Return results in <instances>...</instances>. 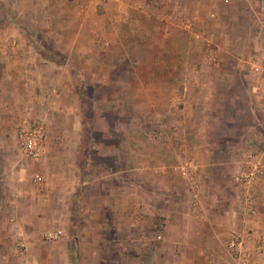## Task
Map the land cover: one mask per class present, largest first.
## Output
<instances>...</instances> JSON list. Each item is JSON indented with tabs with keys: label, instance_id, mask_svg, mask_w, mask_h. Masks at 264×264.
I'll list each match as a JSON object with an SVG mask.
<instances>
[{
	"label": "crops",
	"instance_id": "1",
	"mask_svg": "<svg viewBox=\"0 0 264 264\" xmlns=\"http://www.w3.org/2000/svg\"><path fill=\"white\" fill-rule=\"evenodd\" d=\"M245 1L253 3L255 0ZM205 2L36 0L40 23L49 28L59 52L57 58L50 61L57 79L59 94L56 97L64 94L66 88L72 91L73 100H76L75 94L79 95L75 84L66 80L72 74L82 76L66 63H99L107 68L108 73L103 76L105 82L130 81V85L125 82L116 91L115 99L119 98L116 108L123 109L130 95L135 100L132 109L146 112L145 129L131 142L130 161L124 165L122 156L116 154L117 166L107 174L115 181L114 197L103 199L98 205V210L105 213L102 218L104 240L109 244L113 239L121 245V249L111 253V258L116 260L131 257V264H237L228 250L220 249V244L230 228L242 229L233 175L246 152L239 155L233 145L226 146L225 152L218 151L217 144L225 140L211 132L221 121L219 79L231 84L236 76L223 71L220 64L210 63L203 46L194 42L199 37L197 32L206 29L199 26ZM232 2L234 0H214L221 9L209 12L213 22L207 24L212 30L211 36H215L217 58L223 62L225 57L234 58L235 50L234 42L221 40L226 24L228 27L231 23L220 19L219 12L224 13L225 9L230 13ZM263 32L264 19L260 22V31L254 35L256 40L252 47L259 52L258 56L264 55ZM190 41L192 46L189 47ZM189 51H192L190 57ZM235 58L240 62V58ZM117 64L124 65L125 75L118 73ZM97 74L92 70L87 77L93 79ZM247 79L249 89L252 83ZM247 92L251 128L255 127V99L251 91ZM76 121L74 119L73 124L78 127ZM72 137L66 140L49 134L45 155L39 161L57 159V166L54 171L43 164L38 172L41 177L38 183L28 181L23 172L24 163L13 164L10 191L3 186L9 193L5 194L6 201L10 203L4 204V208L9 207L20 215L14 217L8 213L1 222L5 226L10 224L7 227L11 230L12 225L19 226L14 237H21L18 242L25 248L3 250L0 245V264H76L74 260L78 261L80 252L74 250L71 254L68 247L62 249L61 243V250L48 253L47 258L38 246L45 224L51 223L55 228L57 223H63L61 218L72 222L73 199L82 200L75 191L74 175L80 141L78 135ZM252 139L258 138L240 137L237 142L247 151L254 144ZM63 140L72 142L73 150L59 149L56 143ZM51 142L55 147L49 146ZM212 144L214 149L210 147ZM63 169L70 174L60 179ZM125 173L131 177L125 178ZM191 174L198 181L196 192L188 181ZM253 191L257 212L250 224L264 234V173ZM65 209L69 212L67 216L62 213V217H57V213ZM154 216L160 218V228H155L151 221L141 220V217ZM149 240H153L152 247H147ZM129 244L131 247L125 246ZM250 251L252 264H264V250Z\"/></svg>",
	"mask_w": 264,
	"mask_h": 264
},
{
	"label": "rangeland",
	"instance_id": "2",
	"mask_svg": "<svg viewBox=\"0 0 264 264\" xmlns=\"http://www.w3.org/2000/svg\"><path fill=\"white\" fill-rule=\"evenodd\" d=\"M205 1L199 26L206 29L204 31L200 29L201 31L197 32L199 37L194 42L203 46L205 53L209 55L210 63H218L223 67L221 68L223 71H228L236 76L231 84L223 78L219 79V90L222 93L219 103L221 121L211 132L220 136L225 140V143L217 144L216 148L218 151L225 152L226 146L233 145L239 155L242 154L241 152H246V154H258L264 158L262 155L264 151V103L259 94L254 95L251 87L247 89L246 86L247 77L250 84L255 82L254 77L249 73V62L253 56L259 54L252 50V47L256 40L254 35L260 31V22L264 19L262 16L264 0H255L253 3L234 0L230 5V13H227L225 9H223L224 13L221 10L219 12L220 19L223 18L226 22L230 21L231 23L228 27L226 24L225 34L221 40L234 42L235 57L240 58V62H236V58L232 56L225 57L224 62L217 58V44L213 41L215 36H211L212 30L207 24L208 21L213 22L209 12L221 8L218 4L215 5L214 0ZM40 20V15L36 13V0H3L0 2V245L3 246V250H21V248L24 250L25 248L22 243L18 242H21L22 238L14 237V234H17L15 229H18L19 226L12 225L13 229L11 230L10 227H7L10 224L5 226L1 222L3 216L8 213L14 217L20 215L19 212L15 213L9 207L4 208V204L10 203L6 201L5 194L8 191L3 189V186H7L10 191L11 184L9 183L13 181L11 178L13 164L17 161L24 163L23 167L26 169L24 168L23 172L28 181L38 183L41 179L34 181V175L42 170L43 164L51 170L57 166V159H44V163L39 161L45 155L44 148L49 134L67 138L66 140L78 135L77 138L80 141L76 160L78 171L75 167L74 175H76L77 189L75 191H77V197L82 200L78 202L73 199V204H75L71 208L72 222L67 220L64 222L61 218L63 223H57L58 226L55 228L51 223L45 224V230L42 231L38 246L44 250L46 258L48 253L61 250L60 243L64 245L62 249L65 250L68 247L71 254L74 250H78L80 256L78 261L74 260L76 264H131V257H119L118 260L113 256L111 258L113 250L121 249V245L113 239L109 244L104 240L102 218L105 213L98 210V205L103 199L109 200L110 197H114L115 181L107 174L117 166L116 154L122 156L124 165L130 161L128 154L132 151L131 142L145 129L143 121L146 112L132 109L135 100H132L130 95H127L128 99L122 105L123 109L116 108L119 103V98L115 99L116 91L129 80L125 81L126 83L121 80L105 82L103 76L106 74L107 68L99 63L91 65L77 61L66 63L70 69L77 71V75L80 72V76H82L80 78L76 74H72L70 79L66 80V82L70 80L75 84L79 95L75 94L76 100H73L72 91H66V88L64 94L56 97L59 94L58 85L53 73L54 66L50 61L57 58L56 54L59 52L54 47V39L48 32L49 28L42 25ZM250 25L251 27H249ZM191 43L190 41L189 47L192 46ZM189 50H192V47ZM191 53L192 51H189L188 57L191 56ZM92 70L98 73L93 79L87 77ZM117 70L122 76L125 75L123 64H117ZM129 82L128 85H130ZM248 90L251 91L255 99L253 101L255 102V127L251 128L249 126L251 117L247 112L251 104ZM74 119L78 121H76L78 127L73 124ZM25 120L26 122H39L46 130L43 149L37 157L27 156L18 147V129ZM240 137H256L258 139H252L253 146H249L250 149L244 151L243 144L237 142ZM60 142L56 143L59 149L62 150L64 147L66 151L73 150L72 142L64 140ZM52 144L55 147V143L52 142L49 146ZM210 147L214 149L213 144ZM244 156L246 155L244 154ZM244 156H241V163ZM60 174L62 175L61 179V177H67L70 172L63 169ZM126 177L130 178L131 176L129 173H125ZM238 193L240 190L235 186L234 196L237 197V208L240 211L241 204L238 200ZM108 212L107 209L106 213ZM60 213H57L59 218L62 217V213L67 216L69 212L68 209H65ZM141 220L147 221V218L141 217ZM250 222L247 224L242 219L240 220L243 233L245 234L247 231L244 250L248 252H252L250 250L262 251L264 250V234ZM7 228L9 230L5 231ZM55 229H59V231ZM237 229L240 230L239 227ZM233 230L236 228H230L227 236H224L220 244L221 250L229 251L228 239ZM108 233L112 237V231L109 230ZM50 234H57V237H48ZM54 241L60 242L53 244ZM152 243L153 240H149L147 247H152ZM131 245L125 246L131 247ZM48 264H53V262H48Z\"/></svg>",
	"mask_w": 264,
	"mask_h": 264
},
{
	"label": "built area",
	"instance_id": "3",
	"mask_svg": "<svg viewBox=\"0 0 264 264\" xmlns=\"http://www.w3.org/2000/svg\"><path fill=\"white\" fill-rule=\"evenodd\" d=\"M249 73L254 77L255 82L251 86L254 95H260L261 101L264 103V55L253 56L249 62ZM46 139V130L39 122H23L17 133V143L19 149L27 156L37 157L43 149V142ZM264 173V164L262 158L258 154H246L241 166L234 174V183L240 190L238 200L241 207L239 214L242 221L249 223L256 215L255 194L253 186L259 177ZM40 179L39 174L34 175V181ZM190 187L196 192L198 189V181L194 174L188 176ZM243 229L231 231L228 239V249L230 256L237 264H252V256L250 252L244 250L245 234ZM246 231V230H245ZM247 233V231H246ZM48 237L56 238L57 234H50Z\"/></svg>",
	"mask_w": 264,
	"mask_h": 264
},
{
	"label": "trees",
	"instance_id": "4",
	"mask_svg": "<svg viewBox=\"0 0 264 264\" xmlns=\"http://www.w3.org/2000/svg\"><path fill=\"white\" fill-rule=\"evenodd\" d=\"M147 218H148L147 222H150V221L153 222V225L155 228H160L162 226L161 220L157 216H154L151 218L147 217Z\"/></svg>",
	"mask_w": 264,
	"mask_h": 264
}]
</instances>
